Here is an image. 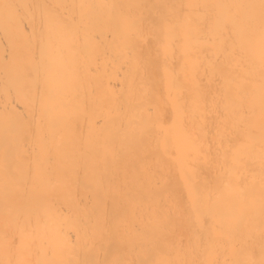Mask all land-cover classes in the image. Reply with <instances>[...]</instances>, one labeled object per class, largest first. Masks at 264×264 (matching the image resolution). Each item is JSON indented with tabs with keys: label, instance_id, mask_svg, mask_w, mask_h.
<instances>
[{
	"label": "bare ground",
	"instance_id": "bare-ground-1",
	"mask_svg": "<svg viewBox=\"0 0 264 264\" xmlns=\"http://www.w3.org/2000/svg\"><path fill=\"white\" fill-rule=\"evenodd\" d=\"M247 2L0 0V260L6 232L34 238L31 259H201L200 240L220 228L260 258L259 28L251 45L234 34L220 45L187 21L230 9L181 8ZM162 16L175 27L152 35ZM233 47L254 81L233 99L250 109L242 165V129L222 131L212 110L223 88L210 62ZM237 177L254 179L256 202L238 225Z\"/></svg>",
	"mask_w": 264,
	"mask_h": 264
},
{
	"label": "snow or ice",
	"instance_id": "snow-or-ice-1",
	"mask_svg": "<svg viewBox=\"0 0 264 264\" xmlns=\"http://www.w3.org/2000/svg\"><path fill=\"white\" fill-rule=\"evenodd\" d=\"M6 8H12L13 5H5ZM81 8L91 7L89 5H80ZM105 7H117L116 5H105ZM193 7H212L219 9H230V14L223 16H214L204 21H187L190 31L207 32L212 28L216 33V42L224 45L228 34H234L240 39H247L249 44L254 43L257 25L259 28V96H260V115H261V171H260V195H259V213H260V258L257 259L254 249L245 241H235L232 236V230L218 229L215 233H210L207 238L201 239L198 254L204 258L201 259H175L158 261L154 259L145 260H125V259H107L96 261H58L42 260L29 258L32 254L35 240L26 233L6 232L4 239V252L6 258L0 260V264H264V0L258 3L250 0L247 3L233 4H213V5H183L181 8ZM245 10V11H241ZM258 10V15L256 11ZM184 16V13H181ZM173 17L162 16L157 20L149 30L152 35H159L165 29L172 32L175 27ZM140 38L145 39L144 33H140ZM226 55L223 61L217 56L210 62L213 74L221 82L223 91L220 93V101L212 105L214 115L221 120L222 131L228 127H240L243 131L239 144L234 145V160L243 164L242 152L245 148L251 147L252 131L251 124L247 119L249 108H244L240 104L233 102L234 98L252 95L250 91L254 81L251 73L242 74L240 71V53L233 47L231 51L225 49ZM233 116L236 119H233ZM16 176V169L7 161L5 162L6 180H12ZM7 187V185H6ZM254 187V179H249L247 186L243 180L238 177L230 182V188L238 192L244 199V205L239 209L237 225L255 208V199L251 198ZM119 230V224L115 225ZM106 232H112V228L106 226ZM229 240H233L229 244ZM194 251H196L194 249ZM221 251L231 254V259L211 258L216 257Z\"/></svg>",
	"mask_w": 264,
	"mask_h": 264
}]
</instances>
